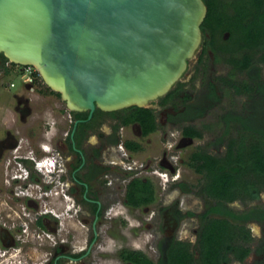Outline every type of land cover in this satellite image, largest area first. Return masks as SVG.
<instances>
[{"label":"flooded vegetation","instance_id":"obj_1","mask_svg":"<svg viewBox=\"0 0 264 264\" xmlns=\"http://www.w3.org/2000/svg\"><path fill=\"white\" fill-rule=\"evenodd\" d=\"M12 64L0 53V81ZM31 78L22 74L25 91L14 96L12 109L0 111V264H141L136 253L140 261L169 264L168 252L178 242L189 245L199 264L204 228L222 216L207 214L217 201L203 190L204 174L189 165L192 154L205 149L197 147L187 162L202 177L194 183L183 177L179 163L184 160L173 152L203 137L183 133L188 125L202 133L194 125L202 117L190 119L186 106L174 103L177 97L167 103L176 109L166 116L162 154L140 161L136 157L153 145L150 136L164 131L157 112L166 105L155 106L154 101L141 107L152 109L156 122V129L145 134L137 120L126 122L138 115L137 106L112 112L97 108L89 118L88 111H71L36 71ZM198 102L197 98L192 105ZM138 184L154 199L135 206L130 196ZM167 189L173 198L158 201V191ZM238 200L224 206L232 208ZM136 210L144 211L141 224L154 225L153 252L127 244L114 247L120 233L128 228V238L134 233ZM189 223L194 225V238L185 235ZM250 223L264 225L260 220L245 224ZM262 233L243 261L252 255L250 264H264ZM234 261L243 262L235 257Z\"/></svg>","mask_w":264,"mask_h":264},{"label":"water","instance_id":"obj_2","mask_svg":"<svg viewBox=\"0 0 264 264\" xmlns=\"http://www.w3.org/2000/svg\"><path fill=\"white\" fill-rule=\"evenodd\" d=\"M207 12L204 0H0V53L89 118L147 107L182 80Z\"/></svg>","mask_w":264,"mask_h":264},{"label":"trees","instance_id":"obj_3","mask_svg":"<svg viewBox=\"0 0 264 264\" xmlns=\"http://www.w3.org/2000/svg\"><path fill=\"white\" fill-rule=\"evenodd\" d=\"M204 1L208 7L201 26L204 50L210 48L216 56L219 52L223 53L238 70H248L251 81L221 78L223 85L230 88L235 95H248L247 109L256 95L264 93V80L260 77V68L254 65L257 52H260V59L264 61V0ZM225 32H229L227 40H223ZM222 40L233 41L236 46L226 48L217 45V41ZM36 74L39 75L37 71ZM183 88L184 83L178 82L162 97V101L164 103L174 101ZM181 100L186 106L187 114L190 113L189 118L194 119L203 117L208 110L219 104L221 96L217 84L210 81L198 98L197 106L189 103L191 96L187 93ZM136 111L138 115L127 119L126 122L137 120L145 134L154 131L156 122L152 109L137 107ZM99 112L102 111L99 109ZM245 114V111L241 113L228 111L224 114L223 120L226 123L224 135H228L231 130L237 131V135L228 138L224 154L214 155L205 150H198L190 157L189 165L206 177L204 192L217 201V205H211L207 214L215 212L222 216L211 219L204 228L199 249V264H228L230 254L243 261L250 254L251 247L238 243V240L240 238L249 240L252 237L250 228L245 223L252 220L264 221V208L254 206L244 212H236L224 206L225 202L237 199H256L264 188V129L250 124ZM183 133L187 136L202 137V133L191 125L185 126ZM130 199L133 205L140 206L154 197L152 192L138 188L137 185L136 192L131 193ZM136 256L137 263L153 264L149 260L140 261L138 253ZM194 260L189 245L182 242L174 244L168 252L169 264H197Z\"/></svg>","mask_w":264,"mask_h":264},{"label":"rangeland","instance_id":"obj_4","mask_svg":"<svg viewBox=\"0 0 264 264\" xmlns=\"http://www.w3.org/2000/svg\"><path fill=\"white\" fill-rule=\"evenodd\" d=\"M228 38L223 40H227ZM219 40H221V38ZM223 40L217 41V45L226 48H233L236 46L233 41L224 42ZM218 54L219 55L216 56V53H214V51L210 48L205 51L204 43L202 42L201 49L197 52L196 56L190 60L186 74L181 80V82L184 83L183 90H185L186 92H184L183 90L179 92L177 99L174 101V103H178L181 105V99L184 93H187L191 96V100L189 101V103H192V101L201 96L210 81H213L217 84V86L219 87V94L221 96L220 103L208 110L204 117L194 123V125H196L202 131L203 137L199 140H196L194 146L184 147L183 149H177L173 152L174 154H178L177 156L184 160L182 163H179V167H181L182 169L183 177L189 183L196 182L198 178L199 180L202 179L201 176L195 174V172L189 167V165H187L190 154L198 147L210 151L214 154L222 155L225 153L228 138L233 135H237L236 130H231L228 135H224L226 125L223 120V116L225 113H227L228 111H235L238 113L245 111L246 120L250 124L258 127H263L264 129V93H259V95H256L254 100L250 102V105L246 109L248 105L247 102L249 101L248 95H235L230 88L223 85V81L221 80V78H232L236 81H251L248 70H238L232 63L227 60V55L220 52ZM260 55V52H257L255 54L256 57L254 65L259 66L260 77L262 80H264V61L260 59ZM16 65L17 64H12V66L8 68L3 74L5 75L4 79L0 81V111L2 112V114L6 111V109H12L14 104V96L16 94H22L25 91L24 81L22 79L23 70L21 66ZM11 83H13L14 86H11ZM162 100V98L158 99L155 106H157L158 104L162 106L166 105V107H162V110H158L157 112L159 121L163 124V126H165L163 127L164 131L161 132L159 130L150 136L153 145H148L145 151L136 157L139 158L140 161L146 162L147 159L152 157V154H154L155 152H157L158 154H162L164 146L163 142H165L166 137V128L168 129L169 126L166 121V116L167 114L174 115V110L176 109L168 106V104L170 105V103H173V101L164 103ZM220 139L222 140L221 144H219ZM141 187L143 186L141 184H138V188ZM199 195L202 194L200 193ZM157 197L158 201H166L173 198V193H171L169 189L160 190L157 193ZM189 199L194 202H196L197 200V198L195 197ZM254 206L264 207V188L260 191L258 198H246L238 200L232 204L231 209L236 212H240L242 210H248ZM134 216V233L130 238H128L127 234H129L131 228L129 231V228L126 229V233L123 235L120 233V238L114 241L116 243L114 247H119L122 245L125 246L127 244V246L129 247L146 248L148 251L153 252V250L156 248V245L153 241V234L155 233L154 225H152V223L148 224L147 222L141 224L140 220H142V218L144 217L143 210H136L134 212ZM193 227V223H189V227L188 229H186L185 235L194 238L191 233V228ZM248 228H250L252 237L249 240L247 238L246 241L248 245L254 246L259 237L262 236V230L264 232V225L258 223H250ZM114 230L117 231V229ZM238 243L245 244V241L243 238H240L238 240ZM254 259L255 257L251 255L242 263H238L235 262L234 257L231 256L228 264H250L254 261Z\"/></svg>","mask_w":264,"mask_h":264},{"label":"built area","instance_id":"obj_5","mask_svg":"<svg viewBox=\"0 0 264 264\" xmlns=\"http://www.w3.org/2000/svg\"><path fill=\"white\" fill-rule=\"evenodd\" d=\"M34 71H36V69L34 67L26 65V68L24 69L23 74L26 75V76L29 75V79L28 80H31L32 79L31 75H33Z\"/></svg>","mask_w":264,"mask_h":264}]
</instances>
